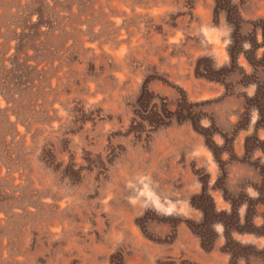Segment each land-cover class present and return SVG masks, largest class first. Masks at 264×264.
Listing matches in <instances>:
<instances>
[{
  "label": "rangeland",
  "instance_id": "obj_1",
  "mask_svg": "<svg viewBox=\"0 0 264 264\" xmlns=\"http://www.w3.org/2000/svg\"><path fill=\"white\" fill-rule=\"evenodd\" d=\"M0 264H264V0H0Z\"/></svg>",
  "mask_w": 264,
  "mask_h": 264
}]
</instances>
